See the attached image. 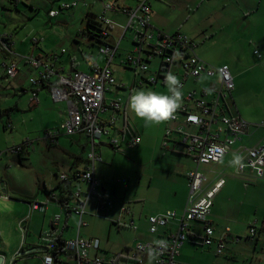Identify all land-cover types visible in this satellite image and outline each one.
Listing matches in <instances>:
<instances>
[{
	"label": "rangeland",
	"instance_id": "374dc122",
	"mask_svg": "<svg viewBox=\"0 0 264 264\" xmlns=\"http://www.w3.org/2000/svg\"><path fill=\"white\" fill-rule=\"evenodd\" d=\"M125 1L130 6H135L138 0ZM148 1L152 8V20L156 26L173 33L179 31L187 34L196 41V53L206 62L214 66L227 63L233 77L232 98L237 112L249 123L263 121L264 0ZM60 2L61 0H18L17 2L0 0V32L10 35V48L13 53L11 56L19 60L18 73L8 80L0 79V176L5 182L3 189L6 190V196L25 197L37 194L41 197L42 193L44 194L42 199H47L46 195L50 196L53 192H48L42 187V180L51 185L57 179L53 171L70 173L72 167H69V152L84 156L89 149L87 145V148H83L86 143L83 133L66 135L61 132L56 145L49 146L46 143L43 139L44 132L59 127L67 115V105L65 101H53L48 88L40 87L38 88L39 103L32 106L29 99L32 89L37 87L30 83L29 77L35 76V69L20 57L30 54L41 56L57 54V66L63 65L65 69H73L71 62L74 61V67L82 70L80 65L86 66L84 54L96 57L99 55L98 43L88 33L96 30L87 24V10L96 17L105 16L113 22L108 28L110 40H113L114 36L116 38L121 35L122 28L119 25H125L127 21V16L122 12L119 14L111 11L103 12L100 0H87L77 7L61 9L58 14L49 15V9L58 8ZM133 36L134 29L130 27L120 39L111 62L116 81L124 83L127 87L118 88L116 85H111V90L107 91L109 96H120L126 102L130 95L128 86L133 87L136 79L135 69L124 62L133 48ZM33 37L40 39L37 46L31 41ZM154 40L156 41V38ZM62 49L65 51L61 52ZM9 55L10 53L5 54L0 49V72L3 71L2 63L11 57ZM99 58L98 62L102 63L103 58ZM160 60L161 57L155 55L150 62H147L149 71L145 74H156ZM170 71L180 78L182 68L172 65ZM211 80L218 81V77L210 79L203 76L198 85H208ZM194 85L196 82L190 79L184 83V88L188 89ZM142 88L166 92L161 80L155 84L145 83L134 87L132 92ZM127 116L134 129L141 133L142 141L137 147L129 148L126 152L114 151L110 145L101 144L102 162L95 163L96 178L102 182L107 192L106 203L113 202L114 209L110 215L113 217L120 212V216L115 219L118 218L123 222L128 221L124 219L126 214L119 211V206L123 202L131 204L138 213L147 214L148 211L159 210L158 206L170 204L171 199L186 198L189 188L185 171L195 167L192 158L161 147L165 123L145 126L144 122L137 119L128 108ZM121 123V119L118 120L117 124ZM25 140L31 141L32 144L29 146L24 144L19 154L11 151L13 146ZM102 140L105 142L107 137L103 136ZM176 151L183 153L179 148ZM225 159H228V162L232 160V154L229 153L218 164L201 165L202 169H213L212 172H207L205 183L218 177L217 173L224 167ZM57 166L59 169H56ZM234 166L230 163L227 166L228 171H233ZM227 196L230 201L226 200ZM93 197L94 195L90 196L87 201L84 219H87L88 223L81 227L80 235L97 237L105 255L113 254L124 245L131 247L137 238L147 237L145 236L147 224L144 225L136 220L135 224L138 228L133 229L101 217L106 216L107 213L100 208L95 211V206L91 207ZM217 199H220V202H217ZM21 205L23 214L26 215L25 203ZM14 211H16L14 199L6 198L2 193L0 242L1 250L7 260L16 244L12 245L11 225ZM217 211L219 213L215 221L218 224L217 228L228 225L242 238L237 244L240 246L239 249L233 248L234 262L239 264L238 261L247 253L246 250L254 246V239L247 237L249 225L253 224L256 218L259 227L264 217V179L249 180L244 183L239 177L229 176L226 185L213 200L212 214ZM37 214V212L32 213L28 220L32 221L28 240L34 239L38 224L41 223L40 215L38 217ZM62 217L64 218V211ZM75 224L74 218L73 229ZM73 229L69 230V233H72ZM260 233L258 244L261 245L264 244V229ZM133 238L136 239L130 245ZM195 242L184 241L180 249V257L184 264L231 262L228 260L230 258L224 256L229 252V248L227 250L225 247L223 254H217L214 244L202 245L200 242ZM18 260L19 264H37L34 256L26 260Z\"/></svg>",
	"mask_w": 264,
	"mask_h": 264
},
{
	"label": "built area",
	"instance_id": "2783aa9c",
	"mask_svg": "<svg viewBox=\"0 0 264 264\" xmlns=\"http://www.w3.org/2000/svg\"><path fill=\"white\" fill-rule=\"evenodd\" d=\"M17 1V0H14ZM87 0H61L58 8L49 9V15H56L61 9L77 7ZM103 12L109 10L121 11L127 16L125 25L119 37L110 40L108 28L113 22L105 16H98L101 22L100 39L97 51L103 56V62L99 63L90 57L86 59L89 70H80L74 67L70 73H64L63 67H58L55 62L57 54L46 56L30 54L21 56L34 70V75L29 81L34 85L30 97L31 104H38V88L48 84V90L53 101H65L67 115L59 127L46 130L43 135L46 143L56 145L61 132L66 135L83 133L87 138L89 149L85 154V165L81 171L55 173L58 181L63 185L67 180L83 181L88 183L87 189L74 185L69 199L60 202L62 208L75 213L78 217L77 235L63 239L59 243L57 225L60 214L56 213L51 219V228L42 231L41 238L44 241V251L40 256L42 264H57V257L63 256V260L70 264H179L177 256L179 248L184 241L197 238V242L204 245H215V252L223 254L226 247V232L220 235L214 234L208 215L213 204V198L225 182L224 177L218 174L208 186L207 172L201 168L202 164L217 163L223 159L231 147L235 146L234 153L243 157V166H235L236 172H242L250 168L256 178L264 177V134L253 145L241 144L242 136L247 133L251 125L243 119L239 113L232 112V91L234 88L233 77L228 65L214 66L196 53L197 43L187 34L182 32L166 33L155 29L151 25V7L148 0H138L135 6H127L121 0H100ZM122 3V4H121ZM134 29L132 38L133 48L125 58V64L132 66L136 73L133 87L128 86L130 94L134 87L143 84H155L161 80L164 84V76L170 71L172 65L182 68L180 80L183 90V102L176 111L174 118L167 121L164 128L162 146H167L170 135L178 136L180 144L185 152L192 156L194 168L185 172L187 177L188 195L182 211L165 209L156 213L144 215L147 222V237L137 238L131 247H124L111 255H105L100 246V240L96 237L84 238L79 235V229L87 225L84 219L87 201L90 196H99L96 189L100 184L94 176V165L102 161V155L98 150L101 144H108L114 151L126 152L129 148H135L140 143V135L131 126L126 110V100L120 96H109L111 85L125 88L124 83H119L113 74L112 59L117 51L120 39L128 28ZM104 36L106 38H104ZM156 38V41L153 39ZM38 37L31 38L37 45ZM10 35L0 32V49L11 54ZM65 50L62 49L61 52ZM155 55H159L156 74H145L149 71L147 62ZM19 60L13 56L2 63L3 71L0 79L8 80L18 73ZM177 73V72H176ZM218 77V81H212L203 85L200 89H185L186 81L197 80L199 77ZM121 124H117L118 120ZM254 126L264 127V120L254 123ZM103 136L107 140L103 142ZM24 144H32L25 140L21 144L13 146L12 152L19 154ZM54 197V194H51ZM46 201V200H45ZM99 201V199H98ZM111 202H107L109 205ZM31 210H43L45 203L32 200ZM96 205V210L99 208ZM120 211L129 214L127 205H122ZM119 225H126L133 229L138 226L133 218L123 222L114 220ZM200 229V232L198 231ZM253 224L249 227V234L255 235ZM237 239V237H236ZM3 259V255L0 254ZM264 259V255L262 256ZM0 264H3L2 260Z\"/></svg>",
	"mask_w": 264,
	"mask_h": 264
},
{
	"label": "crops",
	"instance_id": "0c3cea01",
	"mask_svg": "<svg viewBox=\"0 0 264 264\" xmlns=\"http://www.w3.org/2000/svg\"><path fill=\"white\" fill-rule=\"evenodd\" d=\"M110 1H113V0H110ZM121 1L125 5L130 6L129 4L126 3L125 0H121ZM150 7H151V4H150ZM109 11H111V12H113L115 14L121 13V11H116V10H109ZM124 15L126 16V14H124ZM120 25H123V24H120ZM151 25L155 29L162 30V31H164L166 33H173L170 30H165L163 27L155 25L154 21L152 20V8H151ZM90 42H92V40H90ZM84 55H85V56H83L84 60H86L89 57L91 59H95L96 61H98L100 59L99 57L103 58V56L100 55V54L98 55V57H96L94 55H90V54H88V55L84 54ZM77 61H79V60L77 59ZM57 62H58V60H57ZM57 62H55V64ZM78 64H79V62H78ZM224 64L227 65V63H224ZM61 66L63 67L64 73H70V72L73 71V69H65V66H63V65H60L58 67H61ZM80 66L82 67V70H89V66H88L87 62H86V66H83V64H81ZM202 77H199L197 80H195L196 85H194V86H192L191 88H188V89H196V90L200 89L203 85L199 86L198 83H200V78H202ZM210 79H212V78H210ZM33 105H35V104H32V106ZM126 110H127V104H126ZM232 112H234V113L237 112L236 108L234 107V100H233V103H232ZM129 122H130V120H129ZM130 124L132 126V123H130ZM167 124H168V122H165V125H167ZM250 124L251 125L249 126L247 133H245L242 136V139L240 141L241 144L253 145L254 143L258 142L260 140V138L264 134V127H262V126H260V127L254 126L253 125L254 123H250ZM132 128L134 129L133 126H132ZM135 131L137 133H139V135L141 137V133L139 131H137V130H135ZM162 138H163V136H162ZM177 140H178V136H176L174 134L170 135V136H168V139L166 141L167 142V146H162V142H161V147L172 149L173 152L180 153V154H182V155H184L186 157H190V159H191L192 156L185 152V149L180 144H178ZM141 141L142 140L140 139V142ZM86 145L88 146L87 138H86V143L83 146V148L86 147ZM100 146L98 147L99 151H100ZM178 148L180 150H182L183 153L181 151H179V152L176 151V149H178ZM234 148H235V146L231 147V150H229L227 152V154L223 157V159L221 161L217 162V163H214V164H218V163L222 162L224 160V158L227 157V155L229 153L232 154V159H233V156L235 154L234 153ZM68 155H70L69 167H72V169L70 170L71 171L70 173H74V172L76 173L77 171H81L84 168V165H85V160H84V158H85L84 156L85 155L84 156L82 154L79 155V154L74 153V152H69ZM19 160H21V157H19ZM192 160H193V158H192ZM230 161L228 162V159H225L224 164H223L224 167L222 168L221 171H219V173H217V174H220V173L223 174L222 176L224 177L225 182L222 185V187L219 189V191L215 194L214 198L217 196V194L220 191H222L223 187L226 185V181H227V178L229 176L239 177L242 181H244V183L248 182L249 180H251V181L255 180L256 181V180L264 179V177L263 178H256L254 173L251 171L250 168H245L242 172H236V168L234 166V170L233 171H231V172H230V170L228 171L227 166L230 164ZM100 162H102V161H100ZM225 163H226V165H225ZM58 167L59 166H57L56 169H59ZM203 170L204 171H208V170H213V169H203ZM57 172L58 171H53V174L55 175V173H57ZM94 176L96 178L95 165H94ZM97 180L99 181V179H97ZM37 181L40 182L39 179H37ZM212 181L213 180L205 183V186H208ZM0 182H3L1 176H0ZM57 182H58V179H56V181L53 182V184L48 185V184H46L44 179L42 180V187H44V188H46L48 190H51L53 192V194H54V197H51V195L50 196L46 195V196H48L47 199H42V198H44L43 197L44 194H42V193H41V197H39L37 194L28 195V196H25V197H21V196H17V195L16 196H11V195L8 196L9 198L14 199V206L16 207V211H14L13 216H12V225H11L12 234H13L12 235L13 236V244L12 245H14L15 243L16 244H15V248H12L13 251H12V254H11L9 260H7L5 253H3V251L1 250L2 248H1V242H0V254L3 255V259L0 257V262L2 260L3 264H19L18 263V261H19L18 259L26 260V259L30 258V256H34L37 259V264H42L40 256H41V254L44 251V241L41 238V233H42V231H45V230L51 228V219H52L53 215L56 214V213L60 214V221H59V224L57 225V228H58L57 232L59 233V237H61L63 239H66V238H71V237H74L75 235H77L78 217H77V215L75 213H73V212H71V211H69L67 209L62 208V206L60 205V202H59L60 200L59 199H60L61 193H60V191L58 189L54 188V186L56 185ZM99 183L100 184L96 187V189L101 193V195H99V196H95L94 195L93 202L91 203V207L93 208V206H95V211H96V205L99 203L100 204L99 208L101 210H104L107 213L106 216H101V215H99V216H101V217H103L105 219H108V221L112 222V221L116 220L115 217H117V216L119 217L120 216V212L115 214V216L111 217V215H110L111 211L114 209V206H112L113 202H111L109 205L106 203V200H105V199H107L106 198L107 197L106 189L104 188L102 182L99 181ZM70 184L73 185V186L74 185H78L84 190L88 188V183L87 182H83V181L80 183L79 181L72 180L70 182ZM4 185H5V182H3V186ZM4 190H5V188H4ZM5 195H6V192H5ZM175 195H176V192H175ZM187 195H188V191H187V194H186V198L182 197V199H171L170 202H169L170 204L165 203V204H163L161 206H158L159 210H154L153 212L152 211H148V213H156V212L163 211L165 209H174L177 212H180V211H182V209H183V207H184V205L186 203ZM214 198H213V200H214ZM98 199H99V201H98ZM32 200H38L40 202H44L45 203V208L43 210H36V209L35 210H31L29 203ZM226 200L230 201L231 199L229 198V196H227ZM218 201L220 202V199H217V202ZM23 202L25 203L24 206H26V209H27V214L26 215L23 214V211H22L23 207H22L21 204H24ZM122 205H127L129 207V209H130V213L129 214H126V215L124 214L126 216L124 218L125 220L133 218L134 221L137 220V221L143 223L144 225L147 224V222H146V220L144 218V215L146 214V212H145V214L143 212L138 213V211H136V209L133 208L131 206V204H129V203L126 204V202L125 203L123 202L119 206V211H120ZM166 205H174V206L173 207L172 206L168 207ZM212 206H213V204H212ZM62 211H64V218L62 217ZM34 212L38 213L37 214L38 217L40 215L39 219H40L41 223L38 224V228H37V230L35 232L34 239L28 240V234L30 232L31 222H32V221H28V220H29L30 216L32 215V213H34ZM108 215H110V216H108ZM218 216H219L218 211L217 212H213V214H212V207H211L210 214L208 215V219H209L211 225L213 226L214 234L215 235H220V234H222L223 232H225L228 229V231L226 232L225 244H226L227 250H228V248L230 250H229V252H226L224 254V256H226L227 259L230 258L228 260H231V262L230 263L225 262V264H236L237 262H234V257H233V255H234V249L233 248L239 249L240 246H237V244L240 242V240L242 238H241V236L239 234L233 232L231 230L230 226H228V225L224 226L223 228H217L218 224L215 221L217 219L216 217H218ZM74 218L76 220V224H75V228H74L75 230L73 229V226H72V222L74 221ZM250 225H249V227H250ZM253 225L255 226L256 233H255V235H250L248 233L247 237L250 236V237H252V239H254V241H255L254 242V246L252 247V249L249 248V249L246 250L247 253L244 254L242 256V259L238 261L239 264H264V259L262 258V256L264 255V244H261V245L258 244V242L260 240V237H261L260 236L261 235L260 232L264 229V217L262 218L259 227L257 226L256 218H255V220L253 222ZM71 229H73V232L69 233V230H71ZM80 232H81V228L79 229V235H80ZM140 234H138V235H140ZM145 236H148L147 231H146ZM18 237H20L19 240H18ZM90 237H92V236H87V237H84V238H90ZM236 237H237V239H236ZM135 239L133 238L130 241V245L133 244ZM189 240L191 242H195L197 240V238H193V239H189ZM195 243H197V241ZM228 245H231V247H228ZM182 246H183V244L181 245V247ZM124 247H127V246L124 245L123 247H120L117 251H119L120 249H122ZM181 247L179 248V254L177 256V259L179 261V264H184L182 262V260H181V257H180V249H181ZM60 257L63 258V256H60ZM232 259H233V261H232Z\"/></svg>",
	"mask_w": 264,
	"mask_h": 264
},
{
	"label": "clouds",
	"instance_id": "9594fccd",
	"mask_svg": "<svg viewBox=\"0 0 264 264\" xmlns=\"http://www.w3.org/2000/svg\"><path fill=\"white\" fill-rule=\"evenodd\" d=\"M164 86L166 92L142 88L133 90L128 97L127 108L145 126L159 125L173 119L182 105L183 86L180 78L169 71L164 76ZM230 163L242 167L243 157L234 154Z\"/></svg>",
	"mask_w": 264,
	"mask_h": 264
},
{
	"label": "trees",
	"instance_id": "16d2710c",
	"mask_svg": "<svg viewBox=\"0 0 264 264\" xmlns=\"http://www.w3.org/2000/svg\"><path fill=\"white\" fill-rule=\"evenodd\" d=\"M14 1V0H12ZM18 1V0H17ZM17 1H14V2H17ZM87 15H86V21H87V24L90 25V26H93L96 30V32H92V31H88V33L90 34V36L95 39L97 41V43H100L102 42V40L100 39V28H101V22H99L98 20V16H94L95 14L90 12V10H87ZM11 42V41H10ZM33 43V42H32ZM37 46V45H35ZM74 59V58H73ZM43 87H47L48 88V84H43L42 85ZM41 87V86H40ZM71 180H67L64 185L61 183V182H57L56 185L54 186V188L58 189L59 188V191L61 193L60 195V202L64 203L67 199H69V194H67V192H71L72 188L74 187L73 185L70 184ZM46 191H51V190H48L46 189ZM66 192V194H65ZM98 210V209H97ZM96 210V211H97ZM115 221H112V223H114ZM198 231L200 232V229H198ZM97 238V237H96ZM58 242L60 243L62 241V238L61 237H58ZM61 255H59L57 257V264H70L69 262H66L64 261L61 257Z\"/></svg>",
	"mask_w": 264,
	"mask_h": 264
},
{
	"label": "water",
	"instance_id": "95a60500",
	"mask_svg": "<svg viewBox=\"0 0 264 264\" xmlns=\"http://www.w3.org/2000/svg\"><path fill=\"white\" fill-rule=\"evenodd\" d=\"M2 193L5 194V190L3 189V183L0 182V195H2ZM5 197L7 198L8 196L5 195Z\"/></svg>",
	"mask_w": 264,
	"mask_h": 264
}]
</instances>
